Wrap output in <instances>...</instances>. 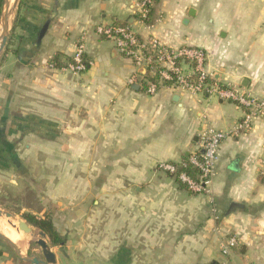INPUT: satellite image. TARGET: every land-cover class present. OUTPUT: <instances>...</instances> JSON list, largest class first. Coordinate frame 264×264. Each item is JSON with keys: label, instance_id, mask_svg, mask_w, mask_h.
<instances>
[{"label": "crops", "instance_id": "0c3cea01", "mask_svg": "<svg viewBox=\"0 0 264 264\" xmlns=\"http://www.w3.org/2000/svg\"><path fill=\"white\" fill-rule=\"evenodd\" d=\"M137 2L23 0V72L13 74L9 89L13 116L61 159L74 186L81 181L98 192L113 252L107 263L264 264V117L222 140L207 191L191 192L159 164L187 161L204 126L230 130L243 108L215 94H147L140 78L128 82L137 70L132 60L95 32L100 24H129L141 38L200 46L214 83L261 96L264 0H156L152 24L134 14ZM81 38L84 71L49 67L55 53L62 64L71 58ZM231 203L238 206L229 211ZM231 236L236 245L224 255L220 243Z\"/></svg>", "mask_w": 264, "mask_h": 264}, {"label": "rangeland", "instance_id": "374dc122", "mask_svg": "<svg viewBox=\"0 0 264 264\" xmlns=\"http://www.w3.org/2000/svg\"><path fill=\"white\" fill-rule=\"evenodd\" d=\"M25 6L23 3L17 8L7 39L9 45L6 43L0 54V210L12 213L20 221H25L23 213L39 217L50 215L56 230L64 237L61 246L51 245L45 237L56 255L57 264H109L106 259L110 254L113 256V252L108 253L105 244L106 239L108 241L102 218L105 204L96 197L98 192L81 181L74 186L70 180L73 173L66 171L58 156L48 154L40 141L31 140L12 113L13 97L9 93L13 88L12 76L14 73L21 76L23 72L19 66L23 55L19 53L24 51L26 38L22 18ZM19 120L22 121V117ZM95 199L98 202H94ZM28 244L24 252L42 257L37 244L29 240ZM0 251L7 253V256H0V260L29 264L18 260L1 240Z\"/></svg>", "mask_w": 264, "mask_h": 264}, {"label": "built area", "instance_id": "2783aa9c", "mask_svg": "<svg viewBox=\"0 0 264 264\" xmlns=\"http://www.w3.org/2000/svg\"><path fill=\"white\" fill-rule=\"evenodd\" d=\"M155 1L138 0L133 11L140 21L144 22L149 16ZM95 32L111 40L121 55L132 60L137 70L128 82L131 84L137 77L140 78L147 94L153 95L160 88L183 90L192 94H215L243 108V119L230 130L222 131L210 125L204 126L200 131L198 149L189 156L188 163L159 164L162 170L174 175L191 192L207 191L215 173L222 140L248 129L253 120L264 117V95H255L238 85L222 86L214 83L213 73L207 67V52L200 46L184 44L172 47L156 37L141 38L129 24H100L95 27ZM82 40L83 38L77 44L72 57L57 67L58 69L70 73H79L86 69L89 61L83 58ZM48 65L55 67L51 61ZM186 164L195 170V175H191L184 168ZM235 245L236 239L231 236L220 243V250L222 254L228 255Z\"/></svg>", "mask_w": 264, "mask_h": 264}, {"label": "water", "instance_id": "95a60500", "mask_svg": "<svg viewBox=\"0 0 264 264\" xmlns=\"http://www.w3.org/2000/svg\"><path fill=\"white\" fill-rule=\"evenodd\" d=\"M20 1L21 0H12V1L3 0L2 2V6L0 9V54L7 43V39L12 26V19L17 8L19 7ZM47 26H48V22H45L41 27L37 38L38 43L40 42L41 38L46 32ZM133 88L138 89L139 85L134 84ZM237 206L238 204L231 203L229 207V211L233 210ZM4 212L14 218V215L12 213L8 211H4ZM20 224H21V228L24 231H28V227L26 226L30 227V225L26 221L21 220ZM39 233L42 235L44 240L35 241L34 243L40 247L42 252V257L24 252L13 240H11L8 236H6L1 231V229H0V240L14 253L17 259L20 261L27 262L29 264H57L55 253L52 250L51 245L45 240L46 234L41 230H39Z\"/></svg>", "mask_w": 264, "mask_h": 264}, {"label": "trees", "instance_id": "16d2710c", "mask_svg": "<svg viewBox=\"0 0 264 264\" xmlns=\"http://www.w3.org/2000/svg\"><path fill=\"white\" fill-rule=\"evenodd\" d=\"M1 3L2 0H0V9H1ZM23 4V0L20 2V6ZM153 9L151 10L149 16L144 20V23L146 24H152V13ZM7 45H9V40L7 41ZM17 51L14 50V53ZM84 57V55H83ZM50 61L53 63V65L57 68L62 65L60 61V54L55 53L53 57L50 59ZM49 61V62H50ZM185 163H188V161H184ZM186 170L189 171L191 175H195V170H193L189 164H186V167H184ZM23 219L31 226L43 231L46 234V237L50 240V244L53 246H61L64 243V237L58 233L56 230L53 219L50 215L45 214L42 217H39L32 213H23Z\"/></svg>", "mask_w": 264, "mask_h": 264}, {"label": "bare ground", "instance_id": "6f19581e", "mask_svg": "<svg viewBox=\"0 0 264 264\" xmlns=\"http://www.w3.org/2000/svg\"><path fill=\"white\" fill-rule=\"evenodd\" d=\"M12 1V0H11ZM28 227V231L21 228L20 220L13 218L0 210V229L1 231L13 240L22 250L28 248L29 242L43 241L44 238L39 233V230Z\"/></svg>", "mask_w": 264, "mask_h": 264}]
</instances>
